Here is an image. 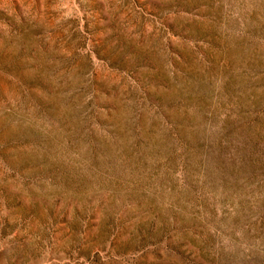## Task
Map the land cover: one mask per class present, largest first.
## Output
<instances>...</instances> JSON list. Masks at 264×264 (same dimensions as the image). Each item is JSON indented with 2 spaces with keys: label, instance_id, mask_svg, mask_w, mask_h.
<instances>
[{
  "label": "rangeland",
  "instance_id": "obj_1",
  "mask_svg": "<svg viewBox=\"0 0 264 264\" xmlns=\"http://www.w3.org/2000/svg\"><path fill=\"white\" fill-rule=\"evenodd\" d=\"M0 264H264V0H0Z\"/></svg>",
  "mask_w": 264,
  "mask_h": 264
}]
</instances>
